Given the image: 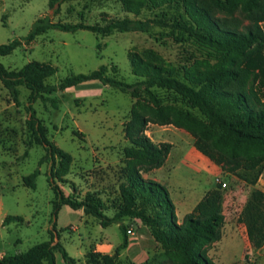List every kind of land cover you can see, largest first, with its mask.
Wrapping results in <instances>:
<instances>
[{"label": "rangeland", "instance_id": "obj_1", "mask_svg": "<svg viewBox=\"0 0 264 264\" xmlns=\"http://www.w3.org/2000/svg\"><path fill=\"white\" fill-rule=\"evenodd\" d=\"M192 2L209 9L217 18L232 16L243 20L238 8L232 15L223 9L226 0ZM180 12L183 11L172 5L160 7L159 0H80L66 2L52 10L48 0H0V45L23 39L33 24L43 17L53 23L105 25L124 18L170 22L178 18ZM156 57L181 72L189 68L200 71L208 64H214L192 45L175 42L168 29L158 27L150 34L116 32L109 36L86 30L74 33L50 30L29 45H22L12 54L0 57V63L8 70H19L31 61L51 63L57 68L56 74L47 80L51 85H57L70 75L91 73L101 66H107L109 75L113 76L112 68L115 67L116 78L134 84L140 78L132 71V59L154 61ZM249 87L264 92V68L261 81L253 75ZM28 95L29 92L20 87L17 105L0 82V258L24 253L48 241L53 232L57 233L59 242L76 264H169V257L155 245L148 229L139 220L123 219L121 224L133 231V236L127 235L131 250L116 253L123 241L117 224L102 228L99 221L85 216L82 209L73 210L68 206L60 207L52 216L54 194L48 183L52 161L39 146L32 147L27 156L24 155L29 138L25 109ZM48 97L58 100V108L53 109L49 103L38 100L33 105L36 116L45 127L49 141L71 156L68 174L60 180L55 179L56 185L66 197L77 202L91 197L102 213L112 218L121 205L119 187L125 182L124 171L130 162L126 150L131 144L124 129L136 100L97 81ZM139 112L149 121L144 134L150 142L155 146L170 145L169 160L165 171L158 174V183L175 201L179 196L185 198L189 195L190 185L195 182L196 175L192 170L201 169L192 161L194 154L200 153L195 146L196 139L172 125L173 131L168 132L154 124L153 111L147 102H141ZM170 114L173 116L174 113ZM40 160H43L41 165ZM208 161L218 172L209 180L210 191L216 190L222 196L224 215L221 238L208 246V257L215 264H264V247L253 248L245 226L238 221L251 191L264 192V166L255 186H251ZM180 162L193 169L171 174L172 168ZM36 170L39 175L32 190L25 187L23 178ZM136 170L142 179L152 180V173L157 169L142 165L136 166ZM168 170L170 183L165 184ZM249 176L252 178L253 173ZM223 183L225 188H222ZM6 217L21 218L22 221L5 224ZM138 224L144 233L139 232ZM139 235L143 245L140 244V250L144 252L134 256L139 248H132V242L138 241ZM56 264H66L58 253Z\"/></svg>", "mask_w": 264, "mask_h": 264}, {"label": "trees", "instance_id": "obj_2", "mask_svg": "<svg viewBox=\"0 0 264 264\" xmlns=\"http://www.w3.org/2000/svg\"><path fill=\"white\" fill-rule=\"evenodd\" d=\"M71 1L80 0H48V7L52 10ZM166 5L183 12L170 22L124 18L105 25L53 23L48 17H43L33 24L23 39L0 45V57L12 54L22 45H29L50 30L67 33L86 30L109 36L116 32L150 34L154 27H158L168 29L175 42L192 45L213 65L208 64L200 71L189 68L181 72L164 64L159 57L154 61L134 58L132 71L140 78L134 84L116 78L115 67L112 68L114 75L110 76L108 67L101 66L91 73L70 75L57 85H51L47 80L57 72L51 63L31 61L19 70H8L0 63V82L17 105L19 88L24 87L29 92L25 108L29 138L24 155L27 156L32 147L39 146L52 161L48 183L54 194L53 217L60 207L68 206L73 210L82 209L85 216L99 221L102 228L117 224L123 241L116 248V253L128 246L127 229L121 224L123 219L139 220L169 257V264H215L208 257L207 248L221 238L224 223L222 196L216 190L208 191L177 224L167 189L158 182L142 179L136 170V166L142 165L161 168L170 151V145L155 146L145 136L149 121L139 111L141 102H147L153 111L154 124L183 129L196 139V149L202 155L243 182L255 186L264 166V92L249 87V81L256 75L260 82L264 68V0H226L223 9L232 15L238 8L243 20L232 16L217 18L209 9L192 0H159L160 7ZM91 81L136 100L130 121L124 129L125 137L131 144L126 150L130 162L124 171L125 182L119 187L121 205L112 218L105 216L91 197L77 202L66 197L58 188L54 180L68 174L71 156L49 141L46 129L33 108L40 100L57 109L58 100L49 98V95ZM170 112L174 113L173 116ZM252 173L251 178L249 174ZM38 175L39 170H36L24 177L25 187L35 189ZM13 221L22 220L6 217L3 223ZM238 221L245 226L251 246L263 248L264 192L257 189L251 191ZM56 253L66 264L77 263L67 254L57 233L51 232L48 241L21 254L5 255L0 258V264H56Z\"/></svg>", "mask_w": 264, "mask_h": 264}, {"label": "crops", "instance_id": "obj_3", "mask_svg": "<svg viewBox=\"0 0 264 264\" xmlns=\"http://www.w3.org/2000/svg\"><path fill=\"white\" fill-rule=\"evenodd\" d=\"M164 127V131H168V132H172L173 130L171 129H174L172 128L171 125H168V126H162ZM161 128V127H160ZM169 143V142H168ZM172 145V144H171ZM169 160V156L168 158L166 159L164 165L157 169V170H154L152 175H154L151 179L155 182H159V180L157 179L158 178V174L165 171L166 169V164ZM193 163H196L197 166H200L201 169L200 171L196 170V169H192L189 168L187 165L183 164V163H179V165L175 166L172 168V171H171V174H173L174 172H179L180 170L182 171H186L188 169H191L192 172L195 173L196 176H194V181L195 182H192V184L190 185V188H189V195H187L185 198H181L179 196V198L177 199V201H175L171 194L169 193V197L174 205V210H175V215H176V219H177V224H180L182 222V219L183 217L190 213L194 207L197 205V203L203 198V196L211 190V183H210V179L215 177L218 172L216 170V166L212 167L210 165V162L208 161V159L206 157H204L202 154L200 153H196L194 154V158H193ZM204 173V175L202 177L199 176V174H202ZM167 178H166V183L165 184H169L170 183V173H169V170L167 171ZM168 191V190H167ZM142 226L138 224V228H140L141 230H139V232H145V230H142L141 228ZM153 240V239H152ZM141 241H142V236L139 235L138 237V241H133L132 244V248H139L138 252L134 254V256H140L144 250H140V244H141ZM154 242V241H153ZM155 243V242H154ZM155 245H157L155 243ZM141 246H143L141 244ZM126 252L131 250V244H130V241L128 242V246L127 248L125 249Z\"/></svg>", "mask_w": 264, "mask_h": 264}, {"label": "built area", "instance_id": "obj_4", "mask_svg": "<svg viewBox=\"0 0 264 264\" xmlns=\"http://www.w3.org/2000/svg\"><path fill=\"white\" fill-rule=\"evenodd\" d=\"M226 187V184H222V188H225ZM127 235H131L133 236V231L131 229H127Z\"/></svg>", "mask_w": 264, "mask_h": 264}]
</instances>
